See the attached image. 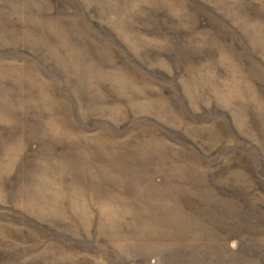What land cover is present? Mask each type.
<instances>
[{"label": "rangeland", "instance_id": "374dc122", "mask_svg": "<svg viewBox=\"0 0 264 264\" xmlns=\"http://www.w3.org/2000/svg\"><path fill=\"white\" fill-rule=\"evenodd\" d=\"M0 264H264V0H0Z\"/></svg>", "mask_w": 264, "mask_h": 264}]
</instances>
